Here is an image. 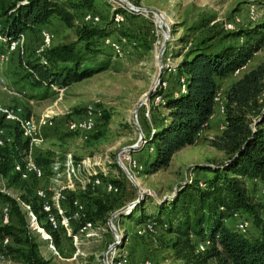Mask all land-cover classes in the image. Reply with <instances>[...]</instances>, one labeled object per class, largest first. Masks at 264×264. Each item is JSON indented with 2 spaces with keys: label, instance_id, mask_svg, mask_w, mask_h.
Wrapping results in <instances>:
<instances>
[{
  "label": "rangeland",
  "instance_id": "rangeland-1",
  "mask_svg": "<svg viewBox=\"0 0 264 264\" xmlns=\"http://www.w3.org/2000/svg\"><path fill=\"white\" fill-rule=\"evenodd\" d=\"M5 1L11 0H0V3ZM128 1L137 6L155 9L162 14L168 29L162 59L169 56L172 66L178 63L187 49L199 41L216 43L221 41L222 35L227 32L248 29L264 21V0ZM89 2V7L73 9V21L70 27L56 16H50L43 25H39L38 29L43 28L49 34V44L38 53L36 49L39 48L42 39L37 28L19 33L22 35V41L12 50L7 48L5 35H3L4 40L0 41V57L4 56L0 60V146L10 142L13 128L17 125L3 110H12L10 115L16 114L20 118L30 117L34 123H39L42 116L49 115L50 125H40L39 141L35 146L32 144L30 147L31 159L43 172L40 179L29 175V178L21 180L13 175L9 169V163L6 162V153L0 147V194L9 195L15 199L22 216V221H19L18 217L11 213L10 223L21 229L20 234L29 237V241L34 244V260L46 262V264H102V253L112 241L111 234L103 223H98L102 228L100 237L88 243L82 241L80 252L73 258L74 249L69 239L61 235L58 242L54 243L50 232L42 227L43 220H37L20 197L32 196V188L34 190L37 186H47L51 178V163L61 161L70 155L75 161L94 160L99 165L94 166L96 171L103 168L106 176L122 180L124 193L113 194L103 191L102 187L97 188L95 196L101 201H106L112 207L111 209L115 210L118 204L125 205L135 199L136 191L133 185L113 165V161L121 147L136 141L137 132L130 122V113L137 99L152 86L157 73L155 53L160 46L162 35L154 22L155 17L151 18V14L127 12L118 7L115 0H90ZM115 9L121 15V21L118 23L111 22ZM250 11L256 15L253 20L249 18ZM86 13L97 15L99 21L95 25L85 21L83 16ZM108 22L114 30L108 37L118 39L123 36L127 38L129 45L133 43L131 47H125L126 53L122 57H115L108 47L100 45V51L94 58L97 63L100 60H106L105 68L62 87L53 85L43 88L30 85L23 69L26 61L38 58L40 62L45 63L43 52L47 48L72 42L81 29L101 27ZM242 40L243 38H228L224 40V43L238 44ZM263 58L264 45L236 72L217 79L220 103L223 102L227 86ZM165 71L162 67L160 78L164 79L166 86L176 84L177 72L167 70L164 74ZM259 99L264 100V93ZM88 105L93 108L95 114L93 130L85 135L68 131L65 126L66 121L80 117ZM144 107L140 105L137 111V122L142 129H145L143 119L149 120L152 116L165 113L161 108L148 107V113L145 115ZM218 107V104H215L214 125H211L214 132L220 131L219 128L223 126V114L219 112ZM210 135L213 134L206 133L204 128L202 136L192 144L181 148L183 150L180 149L172 163H169L170 166L164 170L148 175L142 174L140 170L133 172L134 182L145 191L140 202H144L143 208L146 212L152 201L171 197L186 176L205 178L210 174L202 169L189 174L192 165H216L221 161L223 158L221 152L208 148L205 137ZM141 147L142 149L138 150ZM146 149L147 146L142 144L130 153L131 158L136 160L137 164H143L152 155V152L148 153ZM121 160L125 162L126 156L121 157ZM253 181L244 179L248 195L254 203L264 204V195L261 192L263 186L257 180ZM1 204L2 201H0V225L7 221L6 219L4 222L1 217ZM124 215L113 218L112 222L116 224L117 221L119 227L129 234V239L124 245L129 254V264H135L142 259H149L154 264L174 263L171 250L168 248L171 235L158 230L153 234H137L135 231L138 225ZM240 218L247 221L246 231L254 232L251 219L246 214H242ZM260 219L264 224V211H260ZM225 224L233 228L234 218L225 221ZM21 244L10 241L9 246L17 251H26L28 245ZM0 264L30 263L21 253L9 251L6 248Z\"/></svg>",
  "mask_w": 264,
  "mask_h": 264
},
{
  "label": "trees",
  "instance_id": "trees-1",
  "mask_svg": "<svg viewBox=\"0 0 264 264\" xmlns=\"http://www.w3.org/2000/svg\"><path fill=\"white\" fill-rule=\"evenodd\" d=\"M20 1L0 3V33L10 40L24 31L40 30L38 26L43 25L50 16H56L70 27L73 9L90 6V0ZM109 25L108 22L101 27H86L78 32L74 41L47 48L43 52L45 63L38 58L26 61L23 69L30 85L62 87L105 68L106 60L97 63L94 56L98 55L100 45H103L102 39L114 31ZM228 38L243 40L238 44L224 43ZM221 39L216 43L199 41L187 49L171 71L177 72L176 84L165 85L164 89L155 88L148 99L150 109L161 108L165 113L152 116L149 120L143 119L145 129H140L143 131L144 146L152 155L139 164L142 174L166 169L172 155L192 144L199 129L206 127L215 106L217 79L240 69L264 45V21L248 29L227 32ZM180 76L185 77L183 86L178 82ZM262 93L264 58L225 89L223 127L218 135L210 139L205 137L207 145L220 151L223 158L216 165H192L189 169L193 174L198 169L210 174L205 178L185 179L171 197L152 201L147 212L142 201L124 215L138 225L150 220L155 225V232L158 230L171 235L168 248L171 250L172 264H264V224L260 219L264 204L254 203L244 184V179L248 178L257 180L264 187V100L259 99ZM156 95H160L161 101L153 105L151 100ZM13 131L10 142L0 146L6 153V162L11 171L14 163L22 164L28 149V142L22 138L17 125ZM12 173L18 178L16 172ZM99 177L102 185L110 182L116 187L115 192L108 193H124L122 180ZM98 187L93 190L88 187L78 193L67 192L64 200L66 209L71 211V201L76 198L83 204L87 220L104 224L113 209L106 201L95 196ZM27 191L30 194L29 188ZM31 195H22L20 199L28 205L37 220H43L33 188ZM0 201L1 207L6 208L7 221L0 225V241L4 237L8 239L5 249L21 253L30 264H46L34 260V244L29 237L20 234L21 229L10 223L11 213L22 221L16 200L0 194ZM121 205L118 204L116 209ZM237 214H246L251 219L254 232L246 231L247 228L237 231L225 224ZM69 222L75 231L79 223L71 219ZM42 227L50 232L53 242L57 243L59 234L51 231L44 222ZM201 240H208L210 244L204 251L196 252L195 244ZM10 241L27 244L28 249L24 252L12 249Z\"/></svg>",
  "mask_w": 264,
  "mask_h": 264
},
{
  "label": "built area",
  "instance_id": "built-area-1",
  "mask_svg": "<svg viewBox=\"0 0 264 264\" xmlns=\"http://www.w3.org/2000/svg\"><path fill=\"white\" fill-rule=\"evenodd\" d=\"M118 7L125 9L127 12H137L140 14H150L146 12H140L134 9H130L122 5L118 0H115ZM134 5V4H133ZM137 6V5H135ZM117 8V7H116ZM256 15L250 11L249 18L251 20L255 19ZM153 18V17H151ZM85 21L90 22L91 24H95L99 21V17L95 14L86 13L83 16ZM112 22L118 23L121 21V15L113 13ZM155 22V20H154ZM156 24V22H155ZM157 26V24H156ZM158 27V26H157ZM40 36L42 39V43L39 45V48L36 49V53L40 50L46 48L49 44V34L41 28L39 30ZM4 40L3 34H0V41ZM22 41V35L19 34L15 39H7V48L8 50H12L20 45ZM102 44L108 47L113 55L117 58L122 57L126 53L125 47H131L132 42L128 43L126 37L120 36L118 39H112L110 37H105L102 39ZM4 56L0 57L2 60ZM176 66V65H175ZM175 66H172L169 60V56L164 57L162 59V67L164 70L173 71ZM237 71V70H236ZM234 71V72H236ZM178 82L181 86H183L185 82V77L180 76ZM166 82L164 80H160L155 88L164 89ZM161 101L160 95L154 96L151 100V104L155 105ZM215 104H218V109L220 113H223V102H219V97L216 92L214 97ZM141 105H144V113L147 115L149 102L148 99ZM19 110V109H17ZM12 111V110H11ZM11 111L6 112L7 116L15 121L18 126V129L21 132V136L23 139L28 142V149L25 153L22 164L16 162L13 164L12 171L18 174V178L21 180H25L29 178V175L34 177L35 179H40L43 176V172L41 168L31 159L30 157V147L32 144L36 145V142L39 141V128L40 125H50L49 115H44L41 117L39 123H34V121L30 117H18V115H10ZM94 111L91 106H86L83 114L80 117L69 119L66 121L65 126L68 131L76 132L81 135H85L91 132L95 126L94 119ZM223 126H221L222 128ZM204 128L199 129L197 132L193 142L199 139L203 134ZM213 135L206 137L210 139ZM1 143V141H0ZM141 143L140 146H142ZM139 148V147H138ZM126 156V161L122 162L121 157ZM119 158L121 162L126 166L127 170L133 174V172L141 169L140 165L137 164L136 160L132 159L130 154L127 152H121L119 154ZM94 166H99L96 161L89 159H80L73 160L70 155L66 156L61 161H53L50 166L51 178L49 184L47 186H37L34 188V196L36 197L40 210L43 213V222L46 223L51 231H55L59 234V236L67 237L70 241L71 246L74 249L73 258L80 252V243L85 241L88 243L90 241H96L100 237V233L102 232L101 226L98 223H92L87 220L84 216V208L83 204L78 201L76 198L71 201V211L67 210L65 207V195L67 192H76V191H84L88 187L93 190L98 187L102 182L100 181L101 176H106V171L103 168H99L98 171L94 169ZM189 174H192L189 173ZM190 175L186 176L185 179L190 180ZM256 182V180H254ZM103 188L106 192H115L116 187L113 186L110 182H104ZM261 192L264 195V187H261ZM2 219L6 221V208H1ZM69 219L74 220L79 223V226L75 231L72 230ZM113 223V222H112ZM105 227H107L106 222L104 223ZM118 233V238H115L111 235L112 241L107 245L108 250L105 252L106 264H129V254L127 252V248H125V243L129 239V234L125 232V230L119 227V224L116 221V224H113ZM233 228L237 231H244L247 228V221L242 220L240 216H234V224ZM137 234H153L155 233V225L150 220H146L144 223L138 226L135 231ZM8 243V239L6 237L2 238L0 241V261L3 260L5 255V246ZM112 243H115V247H111ZM208 240L197 241L195 244V251L202 252L209 246ZM101 263L102 257H101ZM135 264H154L149 259H142Z\"/></svg>",
  "mask_w": 264,
  "mask_h": 264
},
{
  "label": "water",
  "instance_id": "water-1",
  "mask_svg": "<svg viewBox=\"0 0 264 264\" xmlns=\"http://www.w3.org/2000/svg\"><path fill=\"white\" fill-rule=\"evenodd\" d=\"M118 1L127 8L134 9V10H137L140 12L143 11L146 13H150L151 17L154 16L155 22L161 31L162 39H161L160 46L158 47V49L155 53V61H156V68H157L155 80H154L152 86L137 99V101L135 102V105L133 106L131 113H130V122L137 132V139L134 143L121 147L116 152V154L114 156V161H113L114 164L116 165V167L118 168L120 173L133 185V187L136 191V198L135 199H133V200L129 201L127 204L122 205L121 207L113 210L106 219L107 228H108L110 234L115 238H118L119 235H118L117 230L115 229V227L112 223L113 218H119V217L123 216L126 212L130 211L132 207H134L137 203H140L141 199L143 198V196L145 194V191L142 190L141 188H139L138 185L134 183L135 178L127 170L126 166L121 162V160L119 158V154L121 152H127L130 154L132 151H135L141 145V143L145 142V140L143 139L144 138L143 133H142V131L139 127V124L137 122V111H138L139 106L141 104H143L147 99L150 98V96L154 92L156 85L158 84V82L160 80L161 73H162V54H163V51L165 49V45L167 43V38H168V29H167L166 23H164V21L161 18L162 14L160 12H158L155 9H150V8H146V7H142V6H135L132 3H130L128 0H118ZM157 19H159V20H157ZM110 246L115 247L116 245H115V243H112V245H110ZM108 248L109 247H106L105 251L102 253L103 264H106L105 252L108 250Z\"/></svg>",
  "mask_w": 264,
  "mask_h": 264
},
{
  "label": "crops",
  "instance_id": "crops-1",
  "mask_svg": "<svg viewBox=\"0 0 264 264\" xmlns=\"http://www.w3.org/2000/svg\"><path fill=\"white\" fill-rule=\"evenodd\" d=\"M215 113L216 112H214V109H213V112H212V114L209 116V118H208V120H207V123H206V127H205V132L206 133H209V134H213V135H218L219 133H220V131H221V127L219 128L220 129V131H212V128H211V125H214V116H215ZM212 123V124H211ZM216 130V129H215ZM208 148H210L211 149V147H209L208 146ZM181 150H183V149H181ZM181 150H179V151H176L173 155H172V159H171V161H170V164L172 163V160H173V158H174V156L178 153V152H180ZM221 155H222V153H221ZM131 156V155H130ZM223 156V155H222ZM170 166V165H169ZM99 187H102V189H103V185L101 184ZM104 191V190H103ZM136 225H138V224H136ZM139 226V225H138Z\"/></svg>",
  "mask_w": 264,
  "mask_h": 264
},
{
  "label": "bare ground",
  "instance_id": "bare-ground-1",
  "mask_svg": "<svg viewBox=\"0 0 264 264\" xmlns=\"http://www.w3.org/2000/svg\"><path fill=\"white\" fill-rule=\"evenodd\" d=\"M162 18V20L164 21V19H163V16L161 17ZM164 23H166L165 21H164ZM135 183V182H134ZM136 184V183H135Z\"/></svg>",
  "mask_w": 264,
  "mask_h": 264
}]
</instances>
